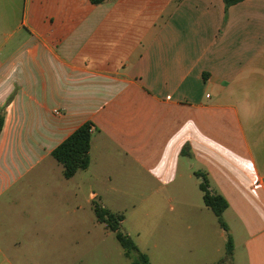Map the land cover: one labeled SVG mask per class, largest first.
Instances as JSON below:
<instances>
[{
  "label": "crops",
  "instance_id": "0c3cea01",
  "mask_svg": "<svg viewBox=\"0 0 264 264\" xmlns=\"http://www.w3.org/2000/svg\"><path fill=\"white\" fill-rule=\"evenodd\" d=\"M0 113V264L56 258L86 207L121 226V187L186 211L197 172L233 264H264V0H0ZM85 123L89 164L65 178L51 152ZM196 209L151 221L166 259L223 236Z\"/></svg>",
  "mask_w": 264,
  "mask_h": 264
},
{
  "label": "rangeland",
  "instance_id": "374dc122",
  "mask_svg": "<svg viewBox=\"0 0 264 264\" xmlns=\"http://www.w3.org/2000/svg\"><path fill=\"white\" fill-rule=\"evenodd\" d=\"M198 181L201 179L191 178L188 181V188L185 193L177 194L176 197L182 201H186L188 209L186 211L180 210L175 201L168 197L166 201L158 200L149 202V196L147 194H139L131 192V186L119 188L121 192H106L104 198L110 204H120L124 211L125 221L121 225V231L127 234L132 241L136 244L137 248L145 253L150 261V264H191L194 259H203L208 253L213 254L216 247H219V254H216L217 258L222 260L225 256V247L228 236L230 235L225 231L221 238H216L211 244L212 250L209 252L206 244H188L192 251V256L181 251L177 246V252L175 256H171L166 259L164 256V244L163 242L151 241L147 236V231L154 219H163L164 217L174 218L178 214L186 213L189 218L202 217L199 211L196 209V205L203 208L204 215L208 219H211L216 228H220L219 232H222V228L216 222L214 215L207 209L201 201V192L198 189ZM151 198V196H150ZM159 199L161 197L159 196ZM227 215H224L223 222L229 221ZM147 220L141 223L140 220ZM138 227V228H137ZM139 229V231H138ZM156 247H154V244ZM64 247V248H63ZM179 252L181 253L178 257ZM242 249L238 244L235 251V261L243 262L240 259ZM220 255V256H219ZM216 260V261H217ZM28 264H129V260L123 256L122 249L115 240L114 234L105 229L103 224H99L93 214V210H89L86 207L81 213H77L76 226L74 238L69 244H61L60 252L56 258L41 259V260H27ZM230 264H233L232 256ZM244 264V262L242 263Z\"/></svg>",
  "mask_w": 264,
  "mask_h": 264
},
{
  "label": "trees",
  "instance_id": "16d2710c",
  "mask_svg": "<svg viewBox=\"0 0 264 264\" xmlns=\"http://www.w3.org/2000/svg\"><path fill=\"white\" fill-rule=\"evenodd\" d=\"M92 4H98L105 0H89ZM225 7H229L243 0H222ZM3 124V116L0 113V131ZM91 125L82 124L66 139H64L52 152L51 156L62 166L63 176L71 177L76 171L85 169L89 164V144L91 137ZM201 179L199 188L202 192L204 205L209 208L217 219L219 226L227 231L226 224L222 220V213L227 204L222 196L208 189V182L203 173H195ZM96 220L114 233L115 240L122 248L125 258L129 264H150L147 256L139 251L131 238L121 231L120 223L122 215H115L98 205L93 207ZM232 256V240L228 236L225 247V256L216 264H230Z\"/></svg>",
  "mask_w": 264,
  "mask_h": 264
},
{
  "label": "built area",
  "instance_id": "2783aa9c",
  "mask_svg": "<svg viewBox=\"0 0 264 264\" xmlns=\"http://www.w3.org/2000/svg\"><path fill=\"white\" fill-rule=\"evenodd\" d=\"M56 113V112H55Z\"/></svg>",
  "mask_w": 264,
  "mask_h": 264
}]
</instances>
